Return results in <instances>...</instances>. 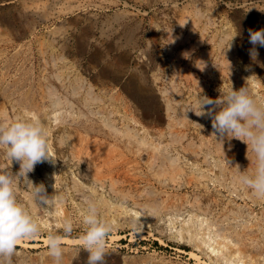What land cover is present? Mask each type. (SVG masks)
<instances>
[{
  "label": "rangeland",
  "instance_id": "374dc122",
  "mask_svg": "<svg viewBox=\"0 0 264 264\" xmlns=\"http://www.w3.org/2000/svg\"><path fill=\"white\" fill-rule=\"evenodd\" d=\"M182 18L187 21L186 23L184 22L182 27H179L178 25L181 23L180 20ZM192 22H194V24L191 26ZM7 23H9V26ZM191 28L194 29L195 35L199 38L201 34H204L202 36V41L196 46L198 49L197 54L206 51L208 56L202 58V63H200L201 67L205 65L203 71L197 67H193L194 72H199V74L195 73L196 77L200 75L197 77V85H185L183 82H180L181 84L178 85L183 92V99L180 97V102L183 103L186 101L183 104L195 110L197 102L195 99L198 98V94L215 98L219 94L218 90L220 88L228 90L231 87L234 89L245 87L252 96L254 95L253 97L258 103L264 104V47H260L259 45L256 46L258 52L256 58L257 62H253L249 55V50L252 45L249 43L248 39L249 29L256 30L264 28V0H0V107L2 108L3 105L6 106L7 110L12 115L17 113V117L10 122H14L18 118L26 121H36L37 116L34 117L32 113L29 114L22 104H20V101L24 99L25 95H28L36 104H39L38 107L34 105V108L37 110L34 112H38V121H41L40 123L44 126L45 133L50 134V137L47 136L49 141L48 145H51L55 154L54 157L57 158L56 165L54 164L55 166L47 162L41 163L36 165L34 171L28 174L29 179L34 184L43 183L49 195L52 192L58 191L57 195H52V197H54L52 200L54 201L50 207L42 208L30 199V185L26 188L24 181H20L18 186H16L14 182L17 202L24 207L25 211L28 212L39 225L40 234L30 239L25 238L18 241L17 252L13 264H54L52 258L47 255V247L45 244L47 236L50 233L58 235L61 238L67 237L72 239L70 241L64 240L63 238L61 239L64 252L62 264H85L87 257L86 251L81 250L78 253L79 259L72 260V257L77 252L79 237L82 234L80 221L82 213L86 208L84 204L86 198L95 202L96 205L98 204L97 207L101 219L112 225L110 234L106 238L105 245L109 252L107 264H206L205 261L210 264H216L220 261L221 264H232L231 260H223L221 258L215 261L218 256L213 255V262L210 261L208 254L206 256L204 252L202 253V251L194 249V244L198 240V237L201 236L200 232L205 228L204 226L201 227L199 223L202 219H206V217H208L207 221L210 223L213 220L218 222H216V224H213V222L210 224L213 229H211V226L205 228L206 230H211V235L217 236L215 239L221 238L219 231H217L219 228H228L225 232L229 234L234 227L236 230H239L243 225H246V223L249 224L250 221H256V218L261 219L262 222L264 221V200L252 197L251 190L245 189L235 182V174H237L235 169L236 165L239 164L241 170L246 169L248 167L246 165H249V160L246 157V144L244 145L243 142L233 138L230 141L225 140L223 142L225 147L220 148L223 150H215L217 144L220 142L214 138V130L211 129V120L209 118L202 119L198 117L199 120L195 121V118H191L192 121L187 130L188 137H185L184 144L193 142L196 145L197 154L185 152L181 147L171 148L170 150V154H172L173 157H178L177 163L184 168L186 175L178 173L176 178H170V173L162 172L156 174L154 171H151L153 173L151 174L150 172V176L147 177L146 180L138 181L140 179L139 176L143 173L141 168H138L139 170L135 169L132 170L133 172L130 171V173H134V175L137 176L129 175L127 178H131V182L124 181V184H122L120 181L124 179V177L122 175L118 177L120 180L118 191H113L114 189L111 188L108 179H105L103 184L97 181V179L94 180V178H96V173L94 171L95 166H89L88 162L84 159L79 163L77 159L73 158L74 156L71 154L70 146L71 139L67 140L71 134L73 136L76 135L75 129L78 127H83L80 135L84 138L91 137V140L103 142L105 139L107 141L111 137L108 128L104 126V122H114L112 120L114 118L112 111L114 107L113 94L115 86L107 83L105 77L99 74L101 68L109 70L107 69L109 67L111 69V43H113V37H115L116 32L119 31L122 33L121 42L124 43V33L136 31L134 35L136 44L131 48L134 62L142 61V48L148 44L152 34L150 32L155 33L159 45L156 49V53L159 57V61L160 58L163 59L162 64L164 70L161 73L158 66H156L150 74L152 75L155 73L162 78V82L159 84L156 82L158 89H168L170 83L174 79L172 76L174 75L172 64L173 62L176 63L177 60L175 59L174 51L171 50L170 42H168L169 36L167 32L171 30L174 36H178L182 30L189 31ZM220 29H222V31ZM223 32H230V35L225 36ZM235 33H238V35L234 37L232 42L233 45L230 48L231 50H227L226 52L225 49L228 47V42ZM179 44L182 47V49L180 47V51H185L186 47L189 46L187 43L185 46L184 42H179ZM232 48H235V50ZM159 53H161L160 56ZM218 58L221 59L219 60ZM171 60L173 61L171 62ZM191 61L193 64L194 60ZM196 63H198V61H196ZM229 63L231 65L230 75L228 71L229 67H227ZM176 64L182 69V66H184L186 62H182L181 66L179 62ZM205 69H207L206 72ZM248 70L252 71L253 74L255 73L256 79L260 82V86L256 87V90H251V80L247 75ZM211 72L212 75H210ZM233 72L234 74H232ZM232 78H236L237 81ZM38 84L40 85L38 86ZM41 85L43 86L41 87ZM17 87L19 89H17ZM200 87H207V91L202 93ZM195 90L197 94H195ZM255 94L259 95L257 96ZM160 97H162V95H160ZM175 97L177 98V96ZM161 99L163 102L165 101V98L162 97ZM38 101L39 103H37ZM83 101L85 103H83ZM122 102L123 101H121V103ZM57 103L61 106L59 107ZM53 107L55 109H53ZM122 107L120 110L122 114H119L120 117L123 115L124 109H122ZM82 108L84 109L82 110ZM43 111L44 113H42ZM59 111L60 113H58ZM69 114H72V117L69 116ZM107 114L108 116H106ZM55 116H59V118L53 119L54 123H52L53 121L51 119ZM41 118H43V120ZM75 119L77 120L75 121ZM169 119V117H166L161 127H164L166 125L165 123H167L166 121ZM65 120H67V122H65ZM176 120H178V117ZM46 123L49 124V126L51 125L50 128ZM120 124L118 123V127L122 128L123 126ZM131 124L138 130L139 135L144 134V130L140 128L141 126L139 124H134V122H131ZM66 126L69 129H67ZM85 126H87V128ZM94 127L96 128L95 130ZM87 129H92V135L88 133ZM58 130L60 131L58 132ZM61 136L64 137V139L66 137L65 140L67 141L63 145L58 142ZM155 136L157 137L158 134H154V137ZM201 139L204 140L202 141ZM155 142H158L157 138ZM165 142L166 141H161L160 146L164 145ZM57 143H59L60 146L59 144L57 146ZM227 144L229 145L227 146ZM236 144H239L240 147ZM215 151L216 153L214 154ZM248 155H251V153ZM219 156H221V158ZM235 158L236 161L238 160L237 162ZM7 164L8 161L5 156L0 154V169H4ZM52 168L55 170L51 171L53 170ZM221 168H224V170ZM18 170L19 164L13 162L11 171L16 172ZM232 170L235 171L232 172ZM85 171H88L87 174ZM199 172L202 173L199 174ZM202 174L206 175L202 176L203 178L201 177L200 179L195 178V176H201ZM90 175H94V177ZM216 178L220 180L219 184ZM206 180L208 181L206 182ZM229 181L230 184L227 185ZM74 182H77L79 186L77 185L74 187ZM233 184L235 186H233ZM234 187L237 189L235 190ZM120 188L121 190L119 191ZM247 191H249V193ZM124 192L125 194H123ZM194 194H197L196 198L200 199L201 208L204 210L200 208V211L198 206H193L196 199ZM208 198H210L209 201ZM55 200L57 203H55ZM59 200L61 203L63 202L62 209H60L61 203ZM102 200H105L106 203H103ZM211 202L212 205L210 206ZM239 207L242 209L240 210ZM221 208H223V210ZM227 209L229 212H226ZM232 210L233 213H231ZM220 211L222 212L220 213ZM244 211L245 213L243 214ZM192 213L197 214L194 215ZM208 213L210 215H208ZM216 213L219 214L217 215ZM197 215L200 216L198 217ZM137 216H141L139 219L142 220V225L134 231L131 226V221ZM202 216L204 217L202 218ZM213 216L216 217L214 218ZM219 216L221 219L218 218ZM65 219L71 220L74 226V231L71 235L67 236L64 235L61 229V225ZM189 220L192 222H188ZM180 226L184 228L188 227V231L186 232L187 237H189L188 235L192 233V231L195 236L193 235L190 240L188 239V242L183 243V241H180L176 236L179 233ZM262 227H254L256 231L258 230V235L254 238L257 241H254V244H252L253 247L251 244L248 245V242L251 240H246V247L249 249L247 253H249L250 250L254 252L257 251L256 253L259 252V248L254 245L259 241L263 242L264 227ZM247 230L250 229L248 228ZM229 238H232L233 241L237 239L234 234H232V236L230 235ZM241 248L243 249L242 246ZM191 251H197L202 259L197 261L196 258L191 255ZM253 251L252 253H254ZM261 258L260 260H262V262L258 260V264H264V257L261 256ZM248 264L250 263L248 262Z\"/></svg>",
  "mask_w": 264,
  "mask_h": 264
},
{
  "label": "bare ground",
  "instance_id": "6f19581e",
  "mask_svg": "<svg viewBox=\"0 0 264 264\" xmlns=\"http://www.w3.org/2000/svg\"><path fill=\"white\" fill-rule=\"evenodd\" d=\"M214 18V17H213ZM181 23L178 25L179 27H182V25H184V22H186V19H181L180 20ZM195 21V20H194ZM4 22V21H3ZM9 23H7L8 25ZM194 24V22H192L191 26ZM9 26V25H8ZM13 26V25H12ZM10 26V27H12ZM119 27V26H118ZM138 27V26H137ZM167 28V27H166ZM165 28V29H166ZM129 29V28H128ZM127 29V31H128ZM178 29V28H177ZM155 30V29H154ZM222 31V29H220ZM219 30V31H220ZM227 30V29H225ZM156 31V30H155ZM167 31V30H166ZM136 31H131V32H125L124 33V37L125 40L124 43L121 42V34L119 31L115 33V37L113 40L112 44V64H111V69L108 67L107 69L109 70H104L103 68H101L100 74L105 77L107 83L111 84L114 87V94H113V111L112 113L114 114V118L112 119L114 122L110 123V122H104V126L108 128L109 133L111 135L110 139L106 141V139L103 142H100L98 140H91V137H81L80 132H81V127H78L76 130V135H70L71 137V154L74 156L73 158L77 159L78 162L80 163V161L82 162V159L86 160L88 162V165L91 166H95L94 167V171L96 173L94 180L97 179V181H100L101 184L104 183L105 179H108L110 181V186L112 189H114L113 191H118L119 188V183L121 182L122 184H124V181H129L131 182V178L128 179L127 177L130 176H136L134 175V173H130L133 172L132 170L141 168V171H143V173H141V175L139 176L140 179L138 181H143L146 180L147 177L150 176V172L154 171V173L158 174V173H162V172H167L170 173V178H176V176L178 175V173H183L185 174V170L184 168L179 165L177 163V158L178 157H173L172 154H170V150L171 148H177V147H181V149L185 152H189V153H194L197 154L196 152V145L193 142H188L187 144H184V139L185 137H188V132L187 130L189 129V126L191 124V121L193 118H195V121H198V117L195 115L194 112L192 111H187L185 112V110L188 108L186 104H183L182 102H180V97L183 96V92L182 89L178 87L179 84H181L182 82L185 85H197V77L200 75H195L196 72L193 71V67H201L202 63V58L207 57L208 53L206 51H204L201 54H197V48L196 46L199 45V43L202 41V36L204 34H201V37H197V35H195L194 29H189L188 30H182L180 32V34L178 36H174L171 33V30H169L167 32V35L169 36V41L170 42V46H171V50L174 51L175 53V59L177 60L176 63L179 62V65L181 66L182 62H186V64L184 66H182V69L179 68L177 66L176 63L173 62L172 67L174 69V75L173 76V80L169 85L168 89H158L157 88V84H159L160 82H162V78L160 77V75L158 76L157 74L153 73L152 75L150 74L151 71H153V69L158 66V69L160 70V72L162 73V71L164 70V66H163V59L160 58L159 61V57L156 53V49L159 46L158 45V41L156 39V35L153 32L150 39L148 41V44L142 48V53H143V59L142 61L140 60V62H134V58L132 57L131 54V48L132 46H135L136 44V40H134V35H135ZM200 32V31H199ZM207 32V31H206ZM163 33V32H162ZM216 33V32H215ZM225 36H229L230 32H223ZM138 34V33H137ZM178 34V33H177ZM232 35V34H231ZM123 37V36H122ZM205 38V37H204ZM148 40V38H147ZM206 40V39H205ZM3 41V40H2ZM174 41V42H173ZM179 42H184L185 46L186 43L189 45L188 47H186L185 51H180V47L181 45L179 44ZM233 42V41H232ZM160 44V43H159ZM183 44V47H184ZM204 45V44H203ZM233 45V44H232ZM62 46V45H61ZM141 46V45H140ZM166 46V45H165ZM111 47V46H110ZM168 48V47H166ZM218 48V47H217ZM111 49V48H110ZM134 49V48H133ZM141 49V48H140ZM182 49V47H181ZM235 50V48H232ZM250 49V48H249ZM231 50V49H230ZM170 51V50H168ZM201 51V50H200ZM222 51V50H221ZM233 51V50H232ZM3 52V51H2ZM199 52V51H198ZM227 52V50H226ZM230 52V51H229ZM200 53V52H199ZM211 53V51H210ZM209 53V54H210ZM222 53V52H220ZM224 53V52H223ZM161 53H159L160 56ZM227 54V53H226ZM229 54V53H228ZM241 54V53H240ZM200 55V56H199ZM199 56V57H198ZM235 56V55H234ZM232 56V57H234ZM247 56V55H246ZM231 57V56H230ZM111 58V57H110ZM219 59V58H218ZM221 59V58H220ZM219 59V60H220ZM224 59V58H223ZM227 59V58H226ZM232 59V58H231ZM237 59V58H236ZM64 60V59H63ZM194 60V63L192 64V61ZM238 60V59H237ZM236 60V61H237ZM173 60H171L172 62ZM196 61H198V63H196ZM230 61V60H229ZM259 61V59H258ZM168 62V61H167ZM215 62V61H214ZM222 62V60H221ZM224 63H226L225 61H223ZM232 62V61H231ZM170 64V63H169ZM207 64V63H206ZM223 64V63H221ZM240 64V63H238ZM13 65V64H12ZM11 65V67H12ZM210 65V64H209ZM225 65V64H224ZM234 65V64H232ZM237 65V64H235ZM250 65V64H249ZM108 66V65H106ZM208 66V65H207ZM218 66V65H217ZM251 66V65H250ZM249 66V67H250ZM10 67V66H9ZM15 67V66H14ZM103 67V66H102ZM228 67V66H227ZM237 67V66H236ZM3 68V67H2ZM16 68V67H15ZM189 68H190V72H189ZM247 68V67H246ZM8 69V68H7ZM157 69V68H156ZM200 69V68H199ZM223 69V68H221ZM251 69V68H250ZM15 70V69H14ZM20 70V69H19ZM226 70V69H225ZM228 70V69H227ZM16 71V70H15ZM156 71V70H155ZM207 71V69H205V72ZM210 71V70H209ZM221 71V70H220ZM224 71V70H223ZM229 71V70H228ZM7 72V71H6ZM10 72V71H9ZM173 72V71H171ZM217 72V71H216ZM17 73V72H16ZM170 73V72H169ZM6 74V73H5ZM3 74V75H5ZM97 74V73H96ZM165 74V73H164ZM171 74V73H170ZM196 74H199V72H197ZM207 74V73H206ZM234 74V72L232 73ZM241 74V73H240ZM239 74V76H240ZM255 74V73H254ZM253 74L252 71L248 70L247 71V75L250 78V82L252 86L251 90H256V87L260 86V82L256 79L255 75ZM10 75V74H8ZM212 75V72L211 74ZM227 75V74H225ZM238 75V74H237ZM11 76V75H10ZM170 76V75H169ZM209 76V75H208ZM221 76V75H220ZM229 76V75H227ZM238 76V78H239ZM245 76V74H244ZM9 77V76H8ZM219 78V77H218ZM237 78V77H236ZM236 78H232V79H236ZM247 78V77H246ZM56 79V78H55ZM200 79V78H199ZM231 79V77H230ZM245 79V78H244ZM201 80V79H200ZM204 80V79H203ZM246 80V79H245ZM15 81V80H14ZM32 81V80H31ZM44 81V80H43ZM62 81V80H61ZM105 81V82H106ZM213 81V80H212ZM211 81V82H212ZM216 81V80H214ZM234 81V80H233ZM237 81V79H236ZM240 81V80H239ZM238 81V82H239ZM243 81V80H242ZM1 82V81H0ZM157 82V84H156ZM181 82V83H180ZM210 82V81H209ZM17 83V82H16ZM15 83V84H16ZM44 83V82H43ZM42 83V84H43ZM62 83V82H61ZM207 83V81H206ZM213 83V82H212ZM235 83V82H234ZM14 84V83H13ZM12 84V85H13ZM21 84V83H20ZM27 84V83H26ZM50 84V83H49ZM77 84V83H76ZM204 84V82H203ZM244 84V83H243ZM11 85V84H9ZM28 85V84H27ZM40 84H38L39 86ZM47 85V84H46ZM52 85V84H51ZM59 85V84H58ZM167 85V84H166ZM236 85V84H235ZM240 85V84H239ZM30 86V85H29ZM34 86V85H33ZM37 86V85H36ZM43 85H41L42 87ZM49 86V85H48ZM63 86V85H62ZM159 86V85H158ZM162 86V85H161ZM184 86V85H183ZM209 86V85H208ZM237 86V85H236ZM241 86V85H240ZM13 87V86H12ZM20 87V86H19ZM23 87V86H22ZM56 87V86H55ZM185 87V86H184ZM212 87V86H210ZM239 87V86H238ZM7 88V87H5ZM15 88V87H14ZM49 88V87H48ZM75 88V87H74ZM165 88V87H164ZM207 87H200V91L206 92ZM17 89H19L17 87ZM37 89V88H36ZM90 89V88H89ZM197 89V87H196ZM212 89V88H211ZM249 89V88H248ZM42 90V89H41ZM48 90V89H47ZM51 90V89H50ZM188 90V89H187ZM8 91V90H7ZM13 91V90H12ZM11 91V92H12ZM33 91V89H32ZM31 91V92H32ZM43 91V90H42ZM56 91V89H55ZM54 91V92H55ZM58 91V90H57ZM76 91V90H75ZM1 92V91H0ZM25 92V89H24ZM36 92V91H35ZM88 92V91H87ZM195 94L196 90L194 91ZM193 92V93H194ZM215 92V91H214ZM254 92V91H253ZM9 93V92H8ZM56 93V92H55ZM79 93V92H78ZM112 93V92H111ZM188 93V92H187ZM208 93V92H207ZM206 93V94H207ZM256 93V92H255ZM1 94V93H0ZM15 94V93H14ZM19 94V93H17ZM38 94V93H37ZM42 94V93H41ZM6 95V94H5ZM20 95V94H19ZM25 95V94H24ZM32 95V94H30ZM94 95V94H93ZM160 95H162L163 98H165V101H162V97H160ZM186 95V94H185ZM255 95H259V94H255ZM262 95V94H261ZM1 96V95H0ZM21 96V95H20ZM33 96V95H32ZM39 96V95H38ZM52 96V95H51ZM55 96V95H54ZM177 96V98L175 97ZM192 96V95H191ZM254 96V95H253ZM256 96V97H257ZM10 97V95H9ZM19 97V96H18ZM30 96L25 95L24 99L22 101H20V104H22V106L26 109V111L29 114H33V116H37L36 121H38V112H34L36 109L34 108L35 106H39V104H36L34 102L33 99L29 98ZM36 97V96H35ZM89 97V95H88ZM91 97V96H90ZM189 97V95H188ZM3 98V97H2ZM37 98V97H36ZM42 98V97H41ZM46 98V97H45ZM63 98V97H62ZM66 98V97H65ZM71 98V97H70ZM112 98V97H111ZM15 99V98H14ZM13 99V100H14ZM54 99V98H51ZM73 99V98H72ZM82 99V98H81ZM183 99V97H182ZM191 99V98H190ZM189 99V100H190ZM258 99V98H257ZM261 99V98H259ZM21 100V99H20ZM38 100V99H37ZM44 100V99H43ZM47 100V99H46ZM49 100V99H48ZM58 100V99H57ZM56 100V102H57ZM61 100V99H60ZM65 100V99H64ZM71 100V99H70ZM91 100V99H90ZM186 100V99H185ZM188 100V98H187ZM197 100V99H195ZM16 101V99H15ZM67 101V99H66ZM69 101V100H68ZM78 101V100H77ZM80 101V100H79ZM94 101V100H93ZM111 101V104H112ZM121 101H123L121 103ZM261 101V100H259ZM3 102V101H2ZM12 102V101H11ZM14 102V101H13ZM17 102V101H16ZM43 102V101H42ZM50 102V101H49ZM55 102V103H56ZM76 102V101H74ZM89 102V101H88ZM193 102V101H192ZM263 102V101H261ZM39 103V101L37 102ZM72 103V102H71ZM70 103V105H71ZM79 103V102H78ZM83 103H85L83 101ZM260 103V102H259ZM4 104V103H3ZM49 104V103H47ZM46 104V105H47ZM52 104V101H51ZM59 105V103H57ZM61 104V103H60ZM75 104V103H74ZM82 104V103H80ZM79 104V105H80ZM54 105V104H53ZM78 105V104H77ZM83 105V104H82ZM194 105V104H193ZM1 106V105H0ZM14 106V104H13ZM52 106V105H51ZM61 105H59L60 107ZM81 106V105H80ZM123 106V107H122ZM43 107V106H42ZM47 107V106H46ZM70 107V106H69ZM121 107L123 110V115L120 117L119 114H122ZM10 108V107H9ZM34 108V110H33ZM23 109V108H21ZM38 109V108H37ZM45 109V107H44ZM53 109H55L53 107ZM51 109V110H53ZM84 108H82L83 110ZM90 109V108H89ZM17 110V108H16ZM43 110V109H41ZM18 111V110H17ZM37 111V110H36ZM46 111V110H45ZM92 111V110H91ZM20 112V111H19ZM24 112V111H23ZM121 112V113H119ZM44 113V111L42 112ZM49 113V112H48ZM60 113V111L58 112ZM57 113V114H58ZM63 113V112H62ZM61 113V114H62ZM87 113V111H86ZM23 114V113H22ZM27 114V113H26ZM28 114V115H29ZM54 114V113H53ZM60 114V115H61ZM74 114V113H73ZM82 114V112H81ZM194 114V116H193ZM25 115V114H24ZM52 115V114H51ZM59 115V114H58ZM72 115V114H71ZM69 114V116H71ZM111 115V114H110ZM65 116V115H64ZM92 116V115H91ZM94 116V115H93ZM108 116V114L106 115ZM17 117V113L15 115H12L11 113H9V111L7 110L6 106L3 105V107H0V123H7L10 122L12 119ZM43 117V115H42ZM53 117V116H52ZM51 117V118H52ZM61 117V116H60ZM72 117V116H71ZM90 117V116H89ZM166 117H169L170 119L167 120L165 123L166 125L164 127H161L163 124V121L165 120ZM178 117V120H176ZM22 118V116H21ZM26 118V117H25ZM48 118L50 120V117L48 115ZM59 116H55L54 118H52L51 120L53 121L52 123H54L53 119H58ZM66 118V117H65ZM77 118V117H76ZM87 118V117H86ZM106 118V117H105ZM192 118V119H191ZM202 118V117H201ZM35 119V118H34ZM43 120V118H41ZM62 119V118H61ZM72 119V118H71ZM70 119V120H71ZM80 119V118H79ZM204 119V118H202ZM30 120V119H29ZM46 120V119H45ZM64 120V119H63ZM77 119H75L76 121ZM28 121V120H27ZM60 121V120H57ZM69 121V120H68ZM74 121V122H75ZM85 121V120H84ZM88 121V120H87ZM111 121V120H110ZM210 121V120H208ZM41 122V121H40ZM43 122V121H42ZM46 122V121H44ZM56 122V121H55ZM65 122H67V120H65ZM73 122V121H72ZM79 122V121H78ZM131 122H134V124H139L143 130H144V134L143 135H139L138 130L135 129L134 126H132ZM60 123V122H59ZM58 123V124H59ZM98 123V122H97ZM118 123L120 125H122L123 127L120 128L118 127ZM194 123V122H193ZM198 123V122H197ZM205 123V122H204ZM45 124V123H44ZM77 124V122H76ZM81 124V123H80ZM196 124V123H195ZM46 125L49 126V124L46 123ZM62 125V123H61ZM60 125V126H61ZM79 125V124H78ZM89 125V124H88ZM97 125V124H96ZM101 125V124H100ZM51 126V125H50ZM49 126V128H50ZM69 126V125H68ZM71 126V125H70ZM73 126V125H72ZM44 127V126H43ZM56 127V126H54ZM58 127V126H57ZM87 128V126H85ZM46 128V127H45ZM67 128V126H66ZM100 128V127H99ZM62 129V128H61ZM60 129V130H61ZM69 129V128H67ZM96 128L94 127V130ZM98 129V128H97ZM141 129V130H142ZM204 129V128H203ZM212 129V128H211ZM47 130V129H46ZM51 130V129H50ZM58 130V132L60 131ZM66 130V129H65ZM140 130V131H141ZM194 130V129H193ZM68 131V130H67ZM88 133H90L92 135V129H87ZM103 131V130H102ZM208 131V130H207ZM48 132V131H47ZM100 132V131H97ZM51 133V132H49ZM56 133V132H55ZM62 133V132H61ZM82 133V132H81ZM207 133V132H205ZM210 133V131H209ZM48 134V133H46ZM54 134V133H53ZM58 134V133H57ZM56 134V135H57ZM64 134V132H63ZM70 134V133H69ZM75 134V133H74ZM103 134V133H102ZM108 134V133H107ZM154 134H158V136L154 137ZM202 134V133H201ZM50 134H48L47 136H49ZM61 135V134H60ZM204 135V134H203ZM59 136V134H58ZM67 136V135H66ZM108 136V135H107ZM192 136V135H190ZM207 136V135H206ZM68 137V136H67ZM198 137V136H197ZM196 137V139H197ZM94 138V136H93ZM158 139V142H155V139ZM206 138V137H205ZM215 138V137H214ZM57 139V137H56ZM64 139V137L61 136L60 141ZM66 139V137H65ZM189 140V138H188ZM200 140V139H199ZM198 140V141H199ZM202 140V139H201ZM204 140V139H203ZM202 140V141H203ZM206 140V139H205ZM208 140V139H207ZM52 141V140H51ZM58 141V140H57ZM60 141H58L60 143ZM161 141H166L164 145L160 146ZM209 141V140H208ZM49 142V141H48ZM201 142V141H200ZM207 142V141H206ZM205 142V143H206ZM210 142V141H209ZM238 142V141H237ZM57 143V146L58 144ZM70 143V142H69ZM218 143V142H217ZM55 144V143H54ZM50 145V144H49ZM199 145V143H198ZM206 145V144H205ZM229 144H227L228 146ZM237 145V144H236ZM245 145V143H244ZM60 146V144H59ZM69 146V145H68ZM208 146V144H207ZM237 146L240 147V145L238 144ZM236 146V147H237ZM222 147H225L222 144ZM51 150L53 148H51V145L49 147ZM67 148V147H66ZM221 148V144L218 143L215 150L216 149H220ZM229 148V147H228ZM49 149V150H50ZM226 149V148H225ZM234 149V148H233ZM232 149V150H233ZM50 150V152H51ZM223 150V149H220ZM60 151V150H59ZM208 151V150H207ZM212 151V150H211ZM225 151V150H224ZM66 152V151H65ZM172 152V151H171ZM199 152V151H198ZM202 152V151H201ZM229 152V151H228ZM233 152V151H232ZM179 153V152H178ZM203 153V152H202ZM213 153V152H212ZM216 153V151L214 152V154ZM52 156L54 157V151L52 150ZM226 154V153H225ZM189 155V154H188ZM241 155V154H240ZM244 155V154H243ZM178 156V155H177ZM251 157V155H249ZM221 158V156H219ZM230 157V156H229ZM228 157V158H229ZM237 157V156H236ZM186 158V157H184ZM203 158V157H202ZM201 158V159H202ZM181 159V158H180ZM205 159V157H204ZM203 159V160H204ZM232 159V157H231ZM242 159V158H241ZM76 160V161H77ZM182 160V159H181ZM184 160V159H183ZM189 160V159H188ZM206 160V159H205ZM85 161V162H86ZM208 161V160H207ZM236 161V158H235ZM238 161V160H237ZM236 161V162H237ZM86 162V163H87ZM184 162V161H182ZM209 162V161H208ZM199 163V162H198ZM215 163V162H214ZM221 163V162H219ZM194 164V163H193ZM222 164V163H221ZM224 164V163H223ZM230 164V163H229ZM234 164V163H233ZM247 164V163H246ZM52 165V164H51ZM56 165V163H55ZM54 165V166H55ZM87 165V164H86ZM185 165V164H184ZM191 165V164H190ZM211 165V164H210ZM217 165V163H216ZM239 165V164H238ZM195 166V165H194ZM193 166V167H194ZM231 166V165H230ZM248 166V165H246ZM62 167V166H61ZM208 167V166H207ZM223 167V166H221ZM225 167V166H224ZM234 167V166H233ZM249 166V170H250ZM54 168V167H53ZM52 168V169H53ZM210 168V167H208ZM220 168V167H219ZM195 169V168H194ZM199 169V168H198ZM213 169V168H211ZM222 170H224V168H221ZM228 169V168H226ZM231 169V168H230ZM236 169V168H235ZM45 170V169H44ZM55 169L51 170L54 171ZM139 170V169H138ZM137 170V171H138ZM210 170V169H209ZM220 170V171H222ZM244 170V169H243ZM146 171V172H145ZM207 171V170H206ZM205 171V172H206ZM216 171V170H215ZM229 171V170H228ZM235 171V170H234ZM232 170V172H234ZM45 172V171H44ZM47 172V171H46ZM88 171H85V173L87 174ZM231 172V171H230ZM54 173V172H53ZM91 173V172H90ZM153 172H151L152 174ZM202 173V172H201ZM199 172V174H201ZM209 174V173H208ZM220 174V173H219ZM226 174V173H225ZM224 174V176H225ZM54 175V174H53ZM121 175L124 177V179H122L121 181L118 179V177H121ZM186 175V174H185ZM195 175V174H194ZM193 175V176H194ZM206 174H202L201 176H195V178L200 179L202 176H204ZM215 175V174H214ZM230 175V174H229ZM236 175V174H235ZM93 176L94 175H90ZM117 176V177H116ZM217 176V174H216ZM75 177V176H74ZM73 177V178H74ZM137 177V176H136ZM187 177V176H185ZM221 177V176H220ZM230 177V176H229ZM56 178V177H55ZM135 178V177H134ZM194 178V179H195ZM203 178V177H202ZM206 178V177H205ZM213 178V177H212ZM225 178V177H222ZM59 179V178H58ZM193 179V178H190ZM211 179V178H210ZM217 179V178H216ZM185 180V179H184ZM188 180V179H187ZM229 180V179H228ZM232 180V179H231ZM230 180V181H231ZM78 181V179H77ZM120 181V182H119ZM208 180H206L207 182ZM213 181V180H212ZM218 184L220 183L218 180ZM230 181L227 185L230 184ZM236 182V181H235ZM75 183V182H74ZM163 183V182H162ZM175 183V182H174ZM189 183V182H188ZM180 184V183H179ZM201 184V183H200ZM78 185V183H75L76 187ZM147 185V184H146ZM145 185V186H146ZM151 185V184H150ZM226 185V186H227ZM79 186V185H78ZM208 186V185H207ZM233 186H235L233 184ZM124 187V186H123ZM225 187V184H224ZM17 188V187H16ZM151 188V187H150ZM235 188V187H234ZM18 189V188H17ZM79 189V188H78ZM232 189V188H231ZM237 188H235L236 190ZM121 190V188L119 189V191ZM51 191V190H50ZM197 191V190H196ZM208 191V190H207ZM238 191V190H237ZM245 192V191H244ZM249 193V191H247ZM56 193V194H55ZM58 191L56 192H52L50 193L49 196L52 195H57ZM128 193V191H127ZM209 193V192H208ZM232 193V192H231ZM125 194V192L123 193ZM234 194V193H233ZM60 195V194H58ZM195 195V194H194ZM235 195V194H234ZM251 195V194H250ZM135 196V195H133ZM193 196V195H192ZM197 194L195 195L196 198ZM236 196V195H235ZM241 196V195H240ZM245 196V194H244ZM102 197V195H101ZM207 197V196H206ZM215 197V196H214ZM213 197V198H214ZM254 197V196H252ZM54 198V197H52ZM194 198V197H193ZM212 198V197H211ZM242 198V196H241ZM250 198V197H249ZM104 199V198H103ZM218 199V198H217ZM222 199V198H221ZM252 199V198H251ZM57 200V199H56ZM55 200V201H56ZM109 200V199H108ZM210 200V198H208V201ZM216 200V199H215ZM219 200V199H218ZM253 200V199H252ZM251 200V201H252ZM261 200V199H260ZM31 201V200H30ZM54 201V200H52ZM60 201V200H59ZM96 201V200H95ZM110 201V200H109ZM194 201V200H192ZM214 201V200H212ZM255 201V200H254ZM253 201V202H254ZM103 203H106L105 200H102ZM137 202V201H136ZM206 202V201H205ZM220 202V201H219ZM230 202V201H229ZM228 202V203H229ZM258 202V201H257ZM57 203V201L55 202ZM61 203V201H60ZM59 203V205H60ZM63 203V202H62ZM62 203H61V208L62 209ZM188 203V202H187ZM191 203V201H190ZM204 203V202H203ZM216 203V202H215ZM233 203V202H232ZM238 203V201H237ZM247 203V202H246ZM33 204V203H32ZM112 204V202H111ZM181 204V203H180ZM206 204V203H205ZM219 204V203H218ZM236 204V202H235ZM98 205V204H97ZM192 205V204H190ZM208 205V204H206ZM212 205V202L210 204V206ZM214 205V204H213ZM113 206V205H112ZM193 206H198V208H201V201L200 199H195ZM221 206V205H220ZM235 206V205H234ZM238 206V204H237ZM103 207V206H102ZM116 207V206H115ZM208 207V206H206ZM222 207V206H221ZM231 207V206H230ZM253 207V206H252ZM123 208V207H122ZM193 208V207H192ZM229 208V207H228ZM237 208V207H236ZM126 209V208H125ZM129 209V208H128ZM196 209V208H195ZM203 209V208H201ZM200 209V211H201ZM208 209V208H207ZM206 209V210H207ZM223 210V208H221ZM231 209V208H230ZM240 209V207H239ZM242 209V208H241ZM240 209V210H241ZM198 210V209H197ZM204 210V209H203ZM239 210V211H240ZM214 211V210H213ZM238 211V212H239ZM63 212V211H61ZM125 212V211H124ZM203 212V211H202ZM222 211H220L221 213ZM226 212H229L228 209ZM237 212V211H236ZM137 213V212H135ZM231 213H233V210L231 211ZM245 213V211L243 212V214ZM194 214V213H192ZM197 213H195L194 215H196ZM205 214V213H204ZM217 214V213H216ZM219 214V213H218ZM217 214V215H218ZM225 214V213H224ZM240 214V215H243ZM263 214V213H262ZM208 215H210L208 213ZM226 215V214H225ZM198 216V215H197ZM200 216V215H199ZM198 216V217H199ZM228 216V215H227ZM232 216V215H231ZM253 216V215H252ZM258 216V215H257ZM192 217V215H191ZM204 216H202L203 218ZM214 217V216H213ZM216 217V216H215ZM214 217V218H215ZM225 217V216H224ZM223 217V218H224ZM240 217V216H239ZM238 217V218H239ZM242 217V216H241ZM256 217V216H255ZM263 217V216H261ZM141 218V217H140ZM190 218V217H189ZM196 218V217H195ZM206 219H202L201 222L199 223L200 226H204L205 228H207L208 226H211L210 224L213 222V224H216V220L210 223L207 221ZM210 218V217H209ZM219 219L220 216L218 217ZM217 218V219H218ZM264 218V217H263ZM199 219V218H197ZM232 219V218H230ZM237 219V218H236ZM250 219V218H249ZM255 219V218H253ZM252 219V220H253ZM188 220V219H187ZM194 220V219H193ZM256 221L251 222L248 224L246 223V225H243L242 228H240L239 230H236V228L234 227V229L229 232V234H227L225 232V230H228V228H219L217 231H219V234L221 235L220 239H215L214 235L210 234L211 230H206L204 228V230L202 232H200L201 236L198 237V240L195 242L194 244V249L195 250H200L202 251V253L204 252L208 257L209 260L212 261V255L213 256H218L217 259H215V261L219 260V258L221 259H226V260H231L232 264H248V262L250 264H258V260H260L261 256L264 257V237H263V242L259 241L257 242L254 246H257L259 248V252L256 253L253 250H250L249 253H247L248 247H246V240L250 239L251 241H249L248 245H252L254 244L255 240L254 238L256 237V235H258V230L256 231V226L258 227H262L264 224V221L262 222L261 219L256 218ZM196 221V220H195ZM234 221V220H233ZM242 221V220H241ZM244 221V220H243ZM246 221V220H245ZM142 222V220H141ZM145 222V221H144ZM188 222H192L191 220H189ZM194 222V221H193ZM198 222V221H197ZM205 222V224H204ZM237 222V221H236ZM234 222V223H236ZM249 222V221H247ZM218 223V222H217ZM144 224V223H143ZM147 224V223H146ZM184 224V222H183ZM194 224V223H193ZM191 224V225H193ZM233 224V223H232ZM243 224V223H241ZM142 225V224H141ZM190 225V226H191ZM195 225V224H194ZM228 225V224H227ZM234 225V224H233ZM220 226V225H219ZM199 227V226H198ZM200 227V228H201ZM214 227V226H213ZM237 227V226H236ZM241 227V226H240ZM264 227V226H263ZM262 227V228H263ZM197 228V227H196ZM246 228V229H245ZM250 230H247V229ZM210 229V228H209ZM211 229L212 226H211ZM188 231V227L184 228L182 226H180L179 228V233L177 236V238L180 241L184 242H188L190 240V238L193 237L194 233L192 231V233H190L187 237V232ZM201 231V230H200ZM262 231V229H261ZM198 233V232H197ZM218 234V233H216ZM232 234H234L236 236V241H233L232 238H229L230 235L232 236ZM262 235V234H261ZM260 235V236H261ZM195 236V235H194ZM197 236V235H196ZM64 240H72L69 239L67 237H62ZM196 238V237H194ZM234 238V237H233ZM260 238V237H259ZM189 239V240H188ZM254 239V240H253ZM212 242H211V241ZM241 246L243 247V249L241 248ZM253 247V245H252ZM251 248V247H250ZM253 249V248H252ZM252 251L254 253H252ZM191 255L193 257L196 258L197 261H200L202 259L201 255L198 254L197 251H191L190 252ZM262 259V258H261ZM225 260V261H226ZM248 261V262H247ZM262 262V260H260ZM206 264H210L207 261H205ZM213 262V261H212ZM223 262V261H222ZM230 262V261H229ZM218 264H221L220 262H217ZM216 263V264H217ZM260 263V262H259Z\"/></svg>",
  "mask_w": 264,
  "mask_h": 264
},
{
  "label": "clouds",
  "instance_id": "9594fccd",
  "mask_svg": "<svg viewBox=\"0 0 264 264\" xmlns=\"http://www.w3.org/2000/svg\"><path fill=\"white\" fill-rule=\"evenodd\" d=\"M236 35L238 33L231 37L225 50H230ZM248 39L252 45L249 50L250 58L257 62L256 46L264 47V28L249 29ZM228 67L230 75V63ZM199 68L203 71L205 65ZM218 93L215 98L198 94L195 110L189 107L185 112L192 111L197 117L209 118L213 135L220 142L221 148L225 140L233 138L246 144V157L251 168L249 170L248 165L241 170L236 165L235 181L251 190L255 198L264 200V104L258 103L245 87H231L228 90L220 88ZM70 139L71 137L67 138ZM66 142L65 139L60 141L61 145ZM0 154L8 161L6 167L0 169V264H13L18 241L40 234L39 225L17 202L14 182L18 186L20 181H24L26 188L30 185V199L42 208L50 207L52 196L46 192L45 185L34 184L28 174L38 164L47 162L54 165L57 158L50 154L48 137L42 124L19 118L14 122L0 123ZM13 162L19 164L16 172L11 171ZM84 204L86 208L80 221L82 234L72 260L79 259L78 253L84 250L87 252L85 264H107L109 252L105 245L112 225L101 219L95 202L86 198ZM141 216L131 221L134 231L141 226ZM61 229L64 235H71L74 231L73 222L65 219ZM61 239L50 233L45 241L47 255L54 264H62L64 252Z\"/></svg>",
  "mask_w": 264,
  "mask_h": 264
}]
</instances>
